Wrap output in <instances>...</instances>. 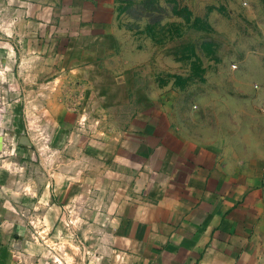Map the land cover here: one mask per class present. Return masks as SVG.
Here are the masks:
<instances>
[{"label": "crops", "instance_id": "obj_1", "mask_svg": "<svg viewBox=\"0 0 264 264\" xmlns=\"http://www.w3.org/2000/svg\"><path fill=\"white\" fill-rule=\"evenodd\" d=\"M161 6L0 0V264H264V159L138 85Z\"/></svg>", "mask_w": 264, "mask_h": 264}, {"label": "rangeland", "instance_id": "obj_2", "mask_svg": "<svg viewBox=\"0 0 264 264\" xmlns=\"http://www.w3.org/2000/svg\"><path fill=\"white\" fill-rule=\"evenodd\" d=\"M161 5L159 31L128 33L133 50L141 43L138 51L149 58L139 66L145 76L138 85L146 90L175 88L180 106L192 111V119L206 122L208 131L226 142L234 136L236 143L240 135L245 157L251 147L256 158L264 159V12L255 13L246 0H161ZM50 136V129L43 131V139ZM33 239L35 250V242L40 244ZM48 243L49 264L82 262L71 243ZM63 246L68 247L65 256Z\"/></svg>", "mask_w": 264, "mask_h": 264}, {"label": "water", "instance_id": "obj_3", "mask_svg": "<svg viewBox=\"0 0 264 264\" xmlns=\"http://www.w3.org/2000/svg\"><path fill=\"white\" fill-rule=\"evenodd\" d=\"M2 148V137L0 136V149Z\"/></svg>", "mask_w": 264, "mask_h": 264}]
</instances>
